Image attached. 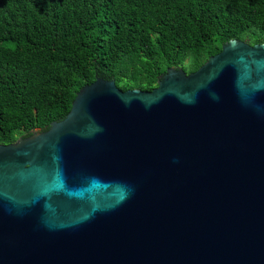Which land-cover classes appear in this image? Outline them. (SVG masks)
I'll use <instances>...</instances> for the list:
<instances>
[{
  "label": "water",
  "instance_id": "95a60500",
  "mask_svg": "<svg viewBox=\"0 0 264 264\" xmlns=\"http://www.w3.org/2000/svg\"><path fill=\"white\" fill-rule=\"evenodd\" d=\"M0 264H264V44L0 145Z\"/></svg>",
  "mask_w": 264,
  "mask_h": 264
},
{
  "label": "trees",
  "instance_id": "16d2710c",
  "mask_svg": "<svg viewBox=\"0 0 264 264\" xmlns=\"http://www.w3.org/2000/svg\"><path fill=\"white\" fill-rule=\"evenodd\" d=\"M232 40L264 44V0H0V145L62 120L97 78L150 92Z\"/></svg>",
  "mask_w": 264,
  "mask_h": 264
}]
</instances>
